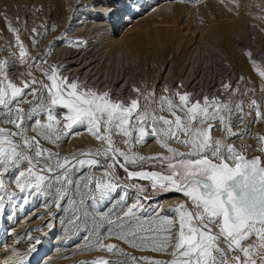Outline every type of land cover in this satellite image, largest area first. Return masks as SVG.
Instances as JSON below:
<instances>
[{
    "label": "snow or ice",
    "instance_id": "snow-or-ice-1",
    "mask_svg": "<svg viewBox=\"0 0 264 264\" xmlns=\"http://www.w3.org/2000/svg\"><path fill=\"white\" fill-rule=\"evenodd\" d=\"M8 28L19 54L12 61L0 59V216L9 206L16 208L18 200L27 204L29 197H44L46 206L71 213L68 224L74 225L75 235L85 233L88 243L81 250L126 258L98 255L83 264H264V134L257 135L259 155L247 154L252 145L228 142L246 134L233 131V115L243 122L254 110L264 122V98L256 99L257 91H264V62L248 52L262 86L258 89L250 78L252 86L243 91L224 83L228 95L223 100L205 95L193 101L194 93L166 87L169 94L158 99L154 90L135 89L138 98L126 102L64 76L65 66L59 63L40 67L46 57L32 56L21 29L11 22ZM32 32L38 34V28ZM15 63L27 69L19 83L11 75ZM139 97L149 103L142 107ZM77 127L99 145L64 154L66 139L80 134ZM217 128L223 136L213 135ZM149 137L164 151L143 155L135 150ZM169 192L183 199L167 208L149 203L153 194ZM14 216L13 211L8 219ZM112 236L167 258L131 255L120 244L104 242ZM26 239L23 250L20 239L0 245L11 254L0 257V264H28L43 240Z\"/></svg>",
    "mask_w": 264,
    "mask_h": 264
},
{
    "label": "rangeland",
    "instance_id": "rangeland-1",
    "mask_svg": "<svg viewBox=\"0 0 264 264\" xmlns=\"http://www.w3.org/2000/svg\"><path fill=\"white\" fill-rule=\"evenodd\" d=\"M50 1L41 0V3L40 0H0V59L12 61L19 54V49L15 46V34L8 28V22H11L13 27L21 29L20 38L31 55L46 57L47 63L41 64L42 68L59 63L65 66L62 73L64 76L86 82V87L101 92L108 88L107 80L119 74L125 81L120 87L110 91L114 99L127 102L138 98L139 94L135 89H140L141 92L154 90L158 99L161 95L169 94L164 91L167 87L170 92L178 89L180 92L194 93L193 101L202 99L205 95L209 98L219 96L223 100L228 95L222 87L224 83H230L233 88L239 86L241 91L252 86L248 78L250 73H255L247 56L248 52H251L256 60L264 62V0ZM53 19L61 23L53 24ZM33 28H38V34L32 32ZM221 29L226 31L220 36ZM57 37L61 39H56ZM131 37L144 39V55H152L156 58L155 62L149 63L150 65L146 62L144 66L141 54L132 52L128 46L114 45L116 48H113L114 46L109 45L115 40ZM33 38L36 43L32 42ZM161 40H165L162 45L167 48L164 55L157 52ZM67 51L74 52L75 57L72 59L76 61L75 64L59 62L64 58L61 53ZM77 53L79 54L76 55ZM234 60H246L248 66L245 71H242ZM64 61L68 60L65 58ZM10 69L11 75L19 78L18 83L26 79L20 75L27 71L25 66L15 63L10 64ZM32 71L38 78H42L38 69L33 68ZM240 77L245 79L240 80ZM255 78L258 76L255 75ZM192 79H196L193 84L197 86L196 90H186L185 82H191ZM253 82L258 89L262 86L259 78ZM100 84L102 85L99 86ZM122 86L128 87L123 95L121 92L124 87L120 91ZM248 95L250 97L252 94ZM262 98L264 91H257L256 99L261 101ZM139 101L142 107L149 103L144 97H139ZM245 110L248 111L246 106ZM162 114L168 115L167 112ZM249 121L254 122L249 125ZM240 126L246 130V134L231 137L228 142L237 147L252 145L247 154L253 155L259 147L257 135L264 134V122L256 117L253 110L251 115L244 116L243 122H238L237 115H233V130ZM75 131L80 134L70 135L66 139L62 145L64 154L99 145L85 128L77 127ZM213 135L220 137L224 132L217 128ZM115 138L119 143V137ZM119 146L125 147L122 144ZM173 146L186 151L182 145ZM135 150L143 155L164 151L152 137H149L145 144L136 145ZM46 199L29 197L27 204L18 200L16 208H6L0 216V245H11L14 240L20 239V248L23 250L28 246L27 235L41 237L43 243L38 246L37 252L31 255L28 264H83L98 255L113 261H125V256L120 253L81 250L88 243L83 239L85 233L75 235L74 225L68 224L71 213L58 211L51 204L46 206ZM182 199V194L175 192L157 193L153 194L149 203L167 208ZM13 211L15 216L9 220L8 216ZM49 212L53 215L49 216ZM165 214L172 215L171 212ZM48 223H52L54 227L49 229ZM45 232L48 233L47 236L43 235ZM92 242L94 243V238ZM104 242L120 244L128 253L137 257L148 255L167 258L148 249L141 251L132 248L114 236ZM0 257L9 259L11 254L0 250Z\"/></svg>",
    "mask_w": 264,
    "mask_h": 264
},
{
    "label": "bare ground",
    "instance_id": "bare-ground-1",
    "mask_svg": "<svg viewBox=\"0 0 264 264\" xmlns=\"http://www.w3.org/2000/svg\"><path fill=\"white\" fill-rule=\"evenodd\" d=\"M50 1V0H49ZM40 2H41V0H40ZM42 3V2H41ZM50 3H51V1H50ZM51 5H54V4H51ZM53 21V24H58V23H61V21H59V20H55V19H53L52 20ZM49 31V30H48ZM159 31V30H158ZM224 31H226V30H224V29H221L220 30V32H219V35L220 34H222V35H224L225 34V32ZM58 32V31H57ZM156 32V31H155ZM156 34V33H155ZM156 36V35H155ZM221 36V35H220ZM227 36V35H226ZM158 39H160V37L158 38ZM168 41V40H167ZM165 42V40L163 41V40H161L159 43H160V46H159V44H157L158 46V49H157V52H161V54L162 55H164L165 53H166V50H167V48H166V46L164 47L163 45H162V43H164ZM145 41H144V39L143 38H141V37H137L136 39H134V38H127V39H120V40H115L114 41V43L113 42H111V43H109V45H110V47L111 46H117L118 47V45L119 46H128L129 48H130V50L132 51V52H137V53H139V54H141L140 56H141V59H142V62L144 63V66H145V64H146V62H148V64L150 63H152V62H155L154 60L156 59L155 57H152V55H144L145 53H146V51H144V47H145ZM113 47V48H116V47ZM73 51H67V52H63V53H61L62 54V56H64V58L62 57V59H60L59 60V62L60 63H63V64H68V65H72V64H75L76 63V61H73V57H75L74 55H73ZM68 54V56L66 57V55ZM79 53H77L76 55H78ZM85 56V55H84ZM65 58L68 60V61H64L65 60ZM84 57H81V59H83ZM70 59V60H69ZM72 59V60H71ZM180 61V60H179ZM234 62H236V64H237V66L242 70V71H245L244 69L248 66V63L246 62V60H242V61H239V60H234ZM174 63H176V62H174ZM149 64V65H150ZM177 64H179V63H177ZM181 65V64H180ZM183 65V64H182ZM161 66H162V64H161ZM68 68H69V66H68ZM178 69V68H177ZM253 69V68H252ZM152 70H153V68H152ZM240 70V71H241ZM177 72V71H176ZM175 73V72H174ZM180 74V73H179ZM175 76H176V74H174ZM247 75H248V73H247ZM124 76V75H123ZM153 76V73L151 74V77ZM88 77V76H87ZM153 78V77H152ZM176 78V77H175ZM192 78V75H190V79ZM249 78H250V80H252V81H255V80H257L256 78H255V75L254 74H252V73H250L249 74ZM248 78V79H249ZM177 79V78H176ZM189 80V79H188ZM186 81L185 82V89L186 90H188V89H191V90H196V85L195 86H193V84H194V81L196 80V79H192L191 80V82H189V81ZM107 81H109L108 82V88L106 89V91H112V90H114V89H117L118 87H120V85L121 84H123V81H125L122 77L120 78V75L118 74V76L116 75V77H113L112 79H110V80H107ZM170 81V80H169ZM97 82V81H96ZM151 82V81H150ZM171 83H172V81H170ZM247 83V82H246ZM167 84V83H166ZM102 84H100L99 86H101ZM193 86V87H192ZM124 86H122L121 88H120V91H121V89L123 88ZM182 87H184V86H182ZM128 87L127 86H125L124 87V89L122 90V92H121V94L123 95L124 94V92L126 91V89H127ZM119 92V91H118ZM156 92H158V91H156ZM161 95V94H160ZM155 98H157V94L155 95ZM148 100V99H147ZM147 102V101H146ZM146 102H144V103H146ZM143 103V104H144ZM241 130H244L243 129V127H238L236 130H233V131H241ZM258 152V151H257ZM253 153V154H255V155H259V153Z\"/></svg>",
    "mask_w": 264,
    "mask_h": 264
},
{
    "label": "water",
    "instance_id": "water-1",
    "mask_svg": "<svg viewBox=\"0 0 264 264\" xmlns=\"http://www.w3.org/2000/svg\"><path fill=\"white\" fill-rule=\"evenodd\" d=\"M253 155H255V154H253ZM253 155H249V156H253ZM180 194V193H179Z\"/></svg>",
    "mask_w": 264,
    "mask_h": 264
}]
</instances>
